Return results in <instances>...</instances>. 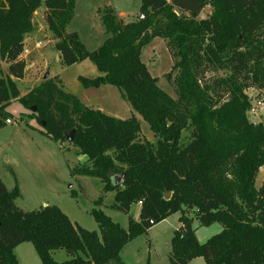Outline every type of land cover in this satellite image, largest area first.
<instances>
[{
	"label": "trees",
	"instance_id": "16d2710c",
	"mask_svg": "<svg viewBox=\"0 0 264 264\" xmlns=\"http://www.w3.org/2000/svg\"><path fill=\"white\" fill-rule=\"evenodd\" d=\"M76 1L0 0V129L12 117L11 101L21 99L36 108L42 134L54 142H67L66 133L74 131L71 144L88 161L72 176L97 178L104 192H115L114 211L129 214L141 204L139 220L130 216L124 229L104 213L101 198L92 211L99 231L73 223L56 206L25 212L16 204L19 187L10 191L0 178V264H19L14 250L28 242L43 264H58L53 252L59 250L70 257L62 264H125L120 254L126 244L177 213L183 227L172 238L170 264L196 258L264 264V181L256 185L264 167V124L247 116V90H264V0H141L140 16L127 23L114 9L102 8L108 39L93 52L77 33L67 32ZM42 6L62 65L90 60L101 75L78 81L86 89L117 87L134 111L130 118L86 107L55 78L20 97L24 40ZM206 8L210 15L200 18ZM157 38L167 41L176 60L177 99L159 87L142 59ZM216 71L226 76L207 77ZM137 116L154 133V143L140 139ZM122 174L124 183L115 185ZM195 220L201 227L219 224L222 231L202 244Z\"/></svg>",
	"mask_w": 264,
	"mask_h": 264
},
{
	"label": "rangeland",
	"instance_id": "374dc122",
	"mask_svg": "<svg viewBox=\"0 0 264 264\" xmlns=\"http://www.w3.org/2000/svg\"><path fill=\"white\" fill-rule=\"evenodd\" d=\"M141 0H77L75 16L67 28L68 33H77L81 42L90 52L99 49L108 39L105 28L100 20L99 10L112 8L127 23L140 16ZM45 7L42 6L34 16V32L28 37L31 54L26 58L28 66L24 81L17 82L21 94H26L31 88L44 82V75L50 73V79L61 81L59 84L67 93L75 95L87 102L94 109L103 106L104 111H115L122 118H130L134 111L130 104L123 98L117 87L104 85L101 88L86 89L77 77L96 78L101 75L96 66L85 60L73 66H64L60 53L55 49L56 40L48 30L45 22ZM211 9L206 8L200 18H207ZM43 42L41 49H35V42ZM143 62L147 65L151 75L159 79V87L172 99H177L175 77L173 71L175 59L167 47V41L157 38L148 45L143 52ZM4 74L8 65L1 60ZM172 74L168 80L167 75ZM223 71L212 72L207 75L210 79L225 77ZM113 92V93H112ZM252 104L262 101L263 105L258 110L257 116L247 114L254 125L264 124V90H247ZM86 98V99H85ZM11 114V124L0 129V178L8 188L13 190L17 185L21 197L16 200L17 206L25 212L40 210L46 206L60 208L70 220L84 229L99 231L92 211L96 209L94 202L103 199L102 210L114 222L119 223L124 229L128 228L129 217L138 218L140 208L138 204L131 207L130 213L117 212L111 209L115 192H104V184L97 178L87 176H72L73 168L87 163L88 158L79 153L69 141L56 143L42 134L43 127L38 122V115L33 108H28L21 99H13L7 108ZM141 121V140L151 143L156 141L154 133L148 124ZM187 137V133L184 134ZM264 181V167L260 170L256 180L257 187ZM76 195V197L73 196ZM182 214L177 213L154 226L151 237L155 244L156 252L151 245L152 241L148 232L132 240L123 247L120 257L125 264H161V260L168 262V255L172 251L171 240L175 233L176 225ZM188 217H194L188 212ZM196 237L200 243H205L214 235L222 231V226L214 224L210 227H201L197 220L193 224ZM17 256L21 264H43L32 243H24L17 249ZM53 258L62 264L70 257L64 250L53 252ZM114 264V263H111ZM192 264H206L203 258L197 259Z\"/></svg>",
	"mask_w": 264,
	"mask_h": 264
},
{
	"label": "crops",
	"instance_id": "0c3cea01",
	"mask_svg": "<svg viewBox=\"0 0 264 264\" xmlns=\"http://www.w3.org/2000/svg\"><path fill=\"white\" fill-rule=\"evenodd\" d=\"M168 1H170V0H168ZM38 13V11L35 13V14H37ZM119 17L121 18V16L119 15ZM31 35V34H30ZM30 35H28L26 38H25V40H24V42L26 43V46L29 48V50H30V54H31V46L28 44V40H26L28 37H30ZM39 42V41H38ZM36 43L37 42H35V49H38V48H36ZM27 70H28V66H27V68H26V74H27ZM77 79H78V77H77ZM25 79H22V81H24ZM34 88H36V87H33V88H31L30 89V91L31 90H33ZM30 91H27L26 92V94H21V96L22 97H24L25 95H27ZM113 93V92H112ZM80 99V98H79ZM86 99V98H85ZM80 101L86 106V107H89L90 108V106L87 104V102H86V100H85V102L84 101H82L81 99H80ZM95 110H100V111H102V112H104V113H106L107 115H110V116H113V117H116V118H119V119H122V120H126V118H122V117H120V115L117 113V112H115V111H109V110H107V112L106 111H104V108H103V106H99L98 108H95ZM128 119V118H127ZM21 195H22V193H21ZM21 197V196H20ZM19 197V198H20ZM138 206H139V208H140V210H141V204H138ZM140 212V211H139ZM139 215H140V213H139ZM172 217V216H171ZM181 217V216H180ZM135 221H138L139 220V217L138 218H133ZM180 219V218H179ZM194 224V223H193ZM183 227V224L180 222V220H179V223L176 225V229H175V231H177V230H180L181 228ZM154 229V227L153 228H151L149 231H148V235L150 236V239H151V241H152V243H151V245L153 246V248H154V250H155V252H156V249H155V244H154V242H153V239H152V237H151V231ZM174 236V235H173ZM173 238V237H172ZM171 244H172V240H171ZM24 244H21L20 246H18L15 250H14V253H15V255H16V257H17V259H18V262H19V264H21V262H20V260H19V258H18V256H17V249H19L20 247H22ZM123 251V250H122ZM171 253V252H170ZM170 253H169V255H168V262H166L165 260H161L160 262H161V264H170V261H169V257H170ZM197 259H199V258H196V259H194V260H192L189 264H192V263H194L195 261H197ZM147 264H152V261H150V262H147Z\"/></svg>",
	"mask_w": 264,
	"mask_h": 264
},
{
	"label": "built area",
	"instance_id": "2783aa9c",
	"mask_svg": "<svg viewBox=\"0 0 264 264\" xmlns=\"http://www.w3.org/2000/svg\"><path fill=\"white\" fill-rule=\"evenodd\" d=\"M43 46H44L43 42H37L36 43V48H38V49H41ZM28 55H30V50L26 46V43L24 42V48H23V52L21 55V59L26 61V58L28 57ZM262 105H263V103L260 100L256 101V103H254V104H252V101H251V107L248 111V115H250L252 117L257 116V112L262 107ZM11 123H12L11 119L7 120V124H11Z\"/></svg>",
	"mask_w": 264,
	"mask_h": 264
},
{
	"label": "water",
	"instance_id": "95a60500",
	"mask_svg": "<svg viewBox=\"0 0 264 264\" xmlns=\"http://www.w3.org/2000/svg\"><path fill=\"white\" fill-rule=\"evenodd\" d=\"M48 79H50V73H46L44 75V81H46ZM33 110L36 111V108L33 107ZM74 133H75L74 131H71V132L66 133L67 140L70 143L73 142V140H74ZM125 177H126L125 174H122V175L118 176L115 179V185H122L124 183V181H125ZM170 197H171V193L170 192L166 193L165 199L168 200V199H170Z\"/></svg>",
	"mask_w": 264,
	"mask_h": 264
}]
</instances>
